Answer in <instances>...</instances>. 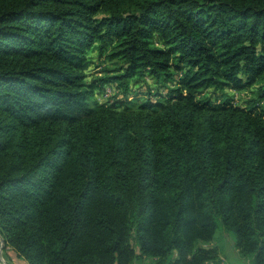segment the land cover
Segmentation results:
<instances>
[{
	"label": "trees",
	"instance_id": "obj_1",
	"mask_svg": "<svg viewBox=\"0 0 264 264\" xmlns=\"http://www.w3.org/2000/svg\"><path fill=\"white\" fill-rule=\"evenodd\" d=\"M89 51L116 75L88 83ZM147 78L160 92L138 102ZM252 87L246 107L199 99ZM220 228L264 264V0H0L4 247L28 264H226Z\"/></svg>",
	"mask_w": 264,
	"mask_h": 264
},
{
	"label": "rangeland",
	"instance_id": "obj_2",
	"mask_svg": "<svg viewBox=\"0 0 264 264\" xmlns=\"http://www.w3.org/2000/svg\"><path fill=\"white\" fill-rule=\"evenodd\" d=\"M89 58L92 60V65L90 69L87 71V82L91 83L94 82L96 79H103L107 77L115 76V70L118 68L117 63L115 61H109L106 56H103L101 59L98 58L97 52H91L89 51ZM134 92H137L138 90L140 92V96L142 98L139 100H146V98L152 97V95H155L159 93L160 91L158 88L154 85L153 81L149 78L146 79L145 83H140L138 87L134 86V83H132ZM155 86V87H154ZM167 88H162L161 92L165 95L170 93V90H172L173 84H168L165 86ZM151 88H153L151 92ZM111 89V88H110ZM151 93V95H149ZM225 95L227 100H231L235 106H241L246 107L248 106V103L252 100H255L256 96V89L252 87L249 90H244L241 92L228 90L225 93L221 92H214L213 90L206 91L204 94L200 96V100H207V99H213L216 100L218 98H221L222 95ZM147 95V96H146ZM113 91H111L110 96H105V92L97 93L94 96L93 105L97 104H104L106 102L113 100ZM155 99L154 97H152ZM224 98V97H223ZM130 102L134 100V97H130ZM137 102V103H138ZM2 246V245H1ZM211 246L213 248H218L220 251V255L223 258V261L226 264H248L243 258L238 255V251L234 247V242L232 239L231 234L227 233L224 229L220 228L217 231L216 238L212 242ZM0 260L3 264H26L25 261L18 258L16 253L10 249L9 247H4L1 249L0 247ZM151 261L147 262L146 264H150Z\"/></svg>",
	"mask_w": 264,
	"mask_h": 264
},
{
	"label": "built area",
	"instance_id": "obj_3",
	"mask_svg": "<svg viewBox=\"0 0 264 264\" xmlns=\"http://www.w3.org/2000/svg\"><path fill=\"white\" fill-rule=\"evenodd\" d=\"M111 91L112 89L107 88L104 92H105V96H110L111 95Z\"/></svg>",
	"mask_w": 264,
	"mask_h": 264
},
{
	"label": "water",
	"instance_id": "obj_4",
	"mask_svg": "<svg viewBox=\"0 0 264 264\" xmlns=\"http://www.w3.org/2000/svg\"><path fill=\"white\" fill-rule=\"evenodd\" d=\"M0 238H1V245H2V246H1V249H2V248H4L5 240H4L2 237H0Z\"/></svg>",
	"mask_w": 264,
	"mask_h": 264
},
{
	"label": "crops",
	"instance_id": "obj_5",
	"mask_svg": "<svg viewBox=\"0 0 264 264\" xmlns=\"http://www.w3.org/2000/svg\"><path fill=\"white\" fill-rule=\"evenodd\" d=\"M238 255H239V253H238ZM148 261H146V263H147ZM26 264H28L27 262H25ZM137 264H140V263H137Z\"/></svg>",
	"mask_w": 264,
	"mask_h": 264
}]
</instances>
